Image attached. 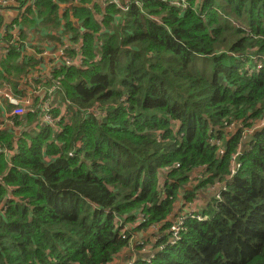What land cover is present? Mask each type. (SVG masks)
<instances>
[{"label": "trees", "instance_id": "16d2710c", "mask_svg": "<svg viewBox=\"0 0 264 264\" xmlns=\"http://www.w3.org/2000/svg\"><path fill=\"white\" fill-rule=\"evenodd\" d=\"M174 1L39 0L14 22L79 51L0 132V264H113L136 233L133 264H264V0ZM32 60L1 63L16 96Z\"/></svg>", "mask_w": 264, "mask_h": 264}, {"label": "built area", "instance_id": "2783aa9c", "mask_svg": "<svg viewBox=\"0 0 264 264\" xmlns=\"http://www.w3.org/2000/svg\"><path fill=\"white\" fill-rule=\"evenodd\" d=\"M19 1L20 0H0V7H9L13 5L19 6ZM38 1L39 0H24L19 8L23 7L22 11L24 12L26 10V6L30 5L31 7H34ZM53 1L52 3H54ZM92 1L97 2L101 7L111 5L122 11H126L131 0ZM185 1L186 0H176L173 4L176 6H183ZM22 30L24 29H20L19 25L14 26V22L11 25H2V28L0 29V60L7 58L9 56L10 49L14 48L16 52L22 53V55L28 54L30 58L36 61L35 68L31 72V75L28 76L29 79L27 80V83L21 81V83L17 86V91L20 92L19 96L14 95L8 88L0 89V98L5 101L9 108H11L10 115L18 118H23L29 112H33L35 110L33 105L35 98L44 95L41 85L45 82L43 77L49 69L60 64V61H63L66 66L72 64L78 65L75 58L68 57L67 53H69L71 49L74 50V53L79 51L76 44L71 43L70 36L63 35L58 43L40 47L36 43L28 41L26 36L21 39L20 36ZM31 31L34 35H41L40 31L43 32V29L41 30L36 27ZM43 33L46 35L45 32ZM7 36L10 37L9 40H7ZM42 64L47 65V71H42ZM54 90L55 88H52L48 93L51 94ZM40 109L43 113V119L51 122L52 119L50 116L51 109L49 99L43 100V103L40 105ZM177 229H179L178 226H175L172 230Z\"/></svg>", "mask_w": 264, "mask_h": 264}, {"label": "crops", "instance_id": "0c3cea01", "mask_svg": "<svg viewBox=\"0 0 264 264\" xmlns=\"http://www.w3.org/2000/svg\"><path fill=\"white\" fill-rule=\"evenodd\" d=\"M53 2L56 3L57 0H54ZM20 5H21V0L19 1V6L13 5L9 7H0V29L2 28V25H11L15 21H21L22 18L18 19V17L21 16L22 14H26L27 10L22 12V14L21 12L18 13L17 10L19 9ZM66 9L68 10L66 6H62V5H60L57 8L58 18L63 20V14L66 12ZM68 12H71V10H69ZM66 20L74 21L72 13L69 15V17ZM31 30L30 29L23 30V34L26 36V39L30 42L32 40H37L36 36H39V35H34ZM46 35L51 36V34H49L48 32L46 33ZM6 60L7 58L0 60V89L8 88L10 91L13 92L11 82L8 83V86H7V78L11 79L12 77L9 75L13 74L14 76H17V73H15L13 70H6L1 66L2 61L6 62ZM34 62L35 61L32 60V62L30 63V67L34 66L35 64ZM41 68H42V71H47L46 64H42ZM32 71H33V68L30 72L28 71L29 72L28 76L31 75ZM10 110L11 108H9V106L5 103V101L2 98H0V132L1 131L9 132L12 129H14L13 128L14 127V123H13L14 117L10 115ZM20 134H22L21 130H17L16 135H20ZM141 237L142 236L137 233L135 234V236H132L130 240V243L132 244V246L129 248L128 251H123L120 254V256L117 257V259L113 262V264H123L128 260L134 261L137 258L141 257L142 254L139 250L141 246H139V244L145 243V241L147 240V239H145V241L140 240Z\"/></svg>", "mask_w": 264, "mask_h": 264}, {"label": "rangeland", "instance_id": "374dc122", "mask_svg": "<svg viewBox=\"0 0 264 264\" xmlns=\"http://www.w3.org/2000/svg\"><path fill=\"white\" fill-rule=\"evenodd\" d=\"M22 8L23 7L19 8L17 10V12L18 13L21 12V14H22V12H23L22 11ZM28 8L29 9H33V7H31L30 5L26 6V10H28ZM28 15L29 14H22L21 16L18 17V19H21L24 16H28ZM19 22L20 21H18V23ZM50 23H53V22L50 21ZM15 25L16 24H14V26ZM39 28L41 30L43 29V32H45V33L48 32L49 34H51V36H48L47 37L42 31H40L41 35L37 36V40H32L31 42L38 44V46H40V47L41 46H49V45H53L54 43H58V41L56 40V38H58L57 37V33L62 31L61 28H57V27H54V26H47V25L45 27H42L41 26ZM65 32H68V31L66 30ZM224 37L226 38V40L224 41V43H226L227 42V37L226 36H224ZM79 40H81V39L79 38ZM76 46L79 47V44L78 45L76 44ZM219 51H223V49H221ZM199 68H203V67L199 66ZM196 210L198 211V208ZM147 237H152V236H150V234H147V235H145V239H147ZM151 240H153V239H151ZM142 244L143 243H140L139 246H142ZM145 245H146V249L144 250V252H141V253H144V255H150L152 253L151 250H150V244L149 243H145ZM132 263H133V261L128 260V261H126L123 264H132Z\"/></svg>", "mask_w": 264, "mask_h": 264}, {"label": "clouds", "instance_id": "9594fccd", "mask_svg": "<svg viewBox=\"0 0 264 264\" xmlns=\"http://www.w3.org/2000/svg\"><path fill=\"white\" fill-rule=\"evenodd\" d=\"M239 167H236V168H232L231 169V171H230V176L231 177H234L236 174H237V172H238V169Z\"/></svg>", "mask_w": 264, "mask_h": 264}]
</instances>
